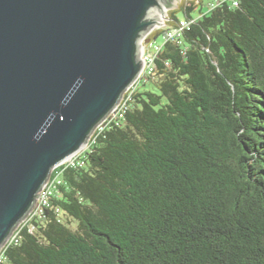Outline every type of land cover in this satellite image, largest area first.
<instances>
[{"label":"trees","instance_id":"obj_1","mask_svg":"<svg viewBox=\"0 0 264 264\" xmlns=\"http://www.w3.org/2000/svg\"><path fill=\"white\" fill-rule=\"evenodd\" d=\"M182 2L124 119L53 171L0 264H264V0Z\"/></svg>","mask_w":264,"mask_h":264},{"label":"water","instance_id":"obj_2","mask_svg":"<svg viewBox=\"0 0 264 264\" xmlns=\"http://www.w3.org/2000/svg\"><path fill=\"white\" fill-rule=\"evenodd\" d=\"M178 0H0V251L142 72Z\"/></svg>","mask_w":264,"mask_h":264},{"label":"built area","instance_id":"obj_3","mask_svg":"<svg viewBox=\"0 0 264 264\" xmlns=\"http://www.w3.org/2000/svg\"><path fill=\"white\" fill-rule=\"evenodd\" d=\"M187 26H188L187 23H185L184 21H181L180 27L177 30H175V33L179 34V31L183 30ZM149 36L147 37L148 39H149ZM170 37H172V34L167 35L165 38L168 39ZM154 42L155 41H151L150 39H149L148 43L143 42L142 51H141V60L143 63V68H142V72H141L140 76L135 81V83L127 89V91L124 93L123 97L121 98L118 105L114 108V110L111 111L108 114V116L105 118V120L95 129V131L93 132V134L90 138V141L96 132H99L103 129V126L105 127V126H107L113 122L116 123L117 121L124 119V114L127 110L128 102H129L131 94L133 93L137 84L143 78L150 76L154 73V69H155L154 68V60L157 56V53L161 49L160 45H154L153 46ZM82 153L74 155L70 160L65 161L56 169H58L60 167H68V166H70V167H76V166L81 167V166H83L84 160L81 159V157H80ZM62 184H63V181L61 178V171L58 170L54 173L53 176L51 175L50 179L47 181V183L43 187L34 208L31 210V212L28 214L27 218L25 219V221L21 225L25 224L28 221L34 220L36 218H39V219L44 218V209L50 207L51 198L56 197L59 194V187ZM20 226L14 231L11 238L9 239L7 244L3 247V249L10 242H12L15 239L16 232L18 231ZM3 249L0 251V261H2V259H3Z\"/></svg>","mask_w":264,"mask_h":264},{"label":"rangeland","instance_id":"obj_4","mask_svg":"<svg viewBox=\"0 0 264 264\" xmlns=\"http://www.w3.org/2000/svg\"><path fill=\"white\" fill-rule=\"evenodd\" d=\"M182 1H190V0H178V1H177V2H176L171 8L167 9V10L165 11V18H164V20L162 21V23H161L160 25L157 24V25L152 29L151 33H152L153 31L157 30V29H162V28L165 27L166 22H167V20H168V13H169L170 11H173V10L177 9V8L179 7V5H180L181 3H183ZM195 1H199V0H195ZM204 2H205V3H213V2H216V0H204ZM151 33H150V34H151ZM150 34H149V35H150ZM149 35H148V36H149ZM148 36H147V37H148ZM161 43H162V37L159 36V37L157 38L156 42H154L153 46H154V45H159V44H161ZM89 143H90V140H89V142H88L86 148H85L83 151L87 150V148H88V146H89ZM66 220H67V222H69V226H70V227H74V226H75V223H74L72 220H70L69 218H66ZM65 222H66V221H65Z\"/></svg>","mask_w":264,"mask_h":264},{"label":"bare ground","instance_id":"obj_5","mask_svg":"<svg viewBox=\"0 0 264 264\" xmlns=\"http://www.w3.org/2000/svg\"><path fill=\"white\" fill-rule=\"evenodd\" d=\"M164 18H165V13H164V15L162 16V18L160 19V21H159V25L162 23V21L164 20Z\"/></svg>","mask_w":264,"mask_h":264}]
</instances>
